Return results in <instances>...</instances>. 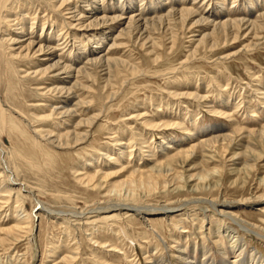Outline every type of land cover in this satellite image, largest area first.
Instances as JSON below:
<instances>
[{"label":"rangeland","instance_id":"rangeland-1","mask_svg":"<svg viewBox=\"0 0 264 264\" xmlns=\"http://www.w3.org/2000/svg\"><path fill=\"white\" fill-rule=\"evenodd\" d=\"M84 1L70 0L69 2L68 0L69 4L76 9L86 8L84 6L87 3ZM110 2L111 0H104L103 6L108 8L111 5ZM120 2H122L121 5H119ZM175 2L194 4L201 13L210 14L216 18L222 17V21L228 18V20L241 19L242 15L246 17L245 19H249L251 15V20H255L259 18L258 16L264 15V0H170V2L114 0V6L117 4L121 8L122 6L128 8L131 3L133 6L143 3L142 8L147 11L155 8L162 10ZM55 3L56 0H0V190L3 186L11 187V193L8 195L3 189L0 193V222L2 220L0 231L8 225L12 226L16 217L23 216L24 211L30 217L26 231H29L33 225L32 238L29 233L18 232L15 237L9 236L7 241L0 244V261L7 263L15 259L23 264H66L60 259L74 254L78 261L75 259L72 264H125L124 255L117 256L107 252L112 247H116L121 253L126 254L133 264L138 263L136 262L138 260L139 264H145L143 252L151 247H157L158 251L162 252L161 254L158 252L157 255L168 256L164 245L173 244L172 238H169L171 236L178 239L179 243L177 245L174 243L175 246L189 249L191 241H188L186 235L198 231L196 227L200 226L203 230L200 229L198 234L201 235V232L205 231L203 246L215 247L213 235L209 231L213 223L232 227L235 225L212 208L206 209L205 205L190 203L183 210L179 209L181 211L171 213L166 220L158 214H152L147 217V224L141 221L139 215L125 211L108 210L103 211L104 213L100 211L95 213L92 212L94 209L105 207L108 203H116L118 199V203L124 202L128 205L135 202L127 200L125 202L123 197L109 195L105 187L85 185L78 179L85 173L92 175L99 171L112 174L109 182L124 180L130 171L136 168L138 162L135 155L125 158L126 156L123 157L121 152L124 151L129 155L130 152L138 151L140 147L145 150L139 152L143 154L142 161L147 159L145 155L149 149L156 152L155 157L160 161L159 163L168 162L171 155L163 159L158 158L159 147L155 144H159L160 134H165L163 136L165 141L166 138L178 139L191 136L199 132L201 127L207 126L224 125L225 130L218 133L231 136L232 144L228 146L224 142V149H220V144L223 143L199 147L196 145L197 141L188 140L182 150L192 147L193 154L187 160L180 159L181 161L178 160L177 164L173 163L171 166L179 172L184 171L185 175L200 170L212 172L216 168L218 174L211 177L210 181H217L218 185L202 192H190L187 187L184 190L168 188L164 191L152 192L150 195H145L146 197L140 192L139 195L142 198L135 204L162 207L165 204L178 206L181 202L193 198L216 200L217 210L225 211L226 207L230 206V212L242 219L246 228L264 235V182H260V179L264 178V143L257 142L254 136L249 134L264 128V106L260 104L264 102L262 101L264 99V19L261 23L263 28L256 31L257 33H250L251 35L248 33L245 38L241 36L235 42L230 40L224 44L218 40L215 47L213 44L211 46V43L203 45L198 42L200 40L198 36L203 34L205 28L194 29L189 26L184 28L177 26L172 32L166 27L151 31V37L144 45L136 39L127 40L126 45L113 49L112 54L114 58L118 57L123 62L125 69L121 68L118 75H113L110 82L108 81L109 84L105 81L100 68L94 70L95 82L87 83L89 89L85 90L84 94L79 92L80 99L87 103V107L84 108L85 110L77 109V117L87 119L89 116L98 114L88 129L86 138L77 143V146L56 147V145H48L49 143L45 142L43 137L37 136L43 130L45 132L55 129L52 122L57 125L56 119L53 121L40 119L43 114L38 108L46 105L44 102L46 99L41 96L44 83L33 81L34 78L30 79V76L28 78V75L23 72L26 68H31V65L39 58L14 59L13 47L2 43L3 35L10 30L9 19L13 20L15 15L21 16L24 12H31L32 15L37 13V19L41 21L52 19V23L48 25L52 24L57 34L62 21L67 23L66 18L69 16L65 15V12H60L61 10L60 13L58 11L54 13L52 6ZM156 3H161V6L153 8ZM116 8L115 6L113 10H117ZM161 12L157 17L165 13V11ZM3 15H7L5 19ZM24 17L27 15L25 14ZM10 25L13 23L11 22ZM35 25L37 29L33 30L34 34H42L39 29L40 22H36ZM69 29L71 33L73 32L70 33L72 36L78 35V30L71 27ZM25 31L26 33L30 31V22H26ZM173 32L175 35L172 34ZM86 36L83 38V44L86 43V49H90L93 45L86 41ZM126 42L123 41V44ZM73 46L77 49V45L69 42L68 47L71 49ZM192 49L197 52H192ZM103 50L101 48V51ZM72 51L74 54L75 49ZM191 93L192 95L195 93V96H191ZM177 96L179 99L176 98ZM225 99L228 103L224 102L227 104L224 108H227L226 113L229 114L222 116L218 113L219 110H215L222 106ZM50 102L51 100L47 103L50 105ZM160 115H163V119ZM163 120L165 123H162ZM145 121H151L153 127L146 125ZM154 124H166V126L155 127V129ZM68 126L70 127L69 124ZM214 136L206 135L204 138L211 140ZM142 140H145L144 145L140 144ZM105 153L111 158L118 159L119 163L113 165L112 161L105 157ZM90 156L93 158L91 159ZM89 160L97 161L100 169L87 168ZM4 161L15 173V180H17L15 185L6 177L9 173L3 170ZM107 161L112 168L104 166ZM261 196H263L262 199ZM16 199H18L17 202ZM37 203L41 204L42 208L39 209ZM44 209H49L52 213L49 215ZM35 211L37 219H34L32 214ZM18 212L20 213L17 214ZM183 231L186 233L181 234L180 238H183L180 239L178 235ZM3 232H0V238L3 237ZM238 233L245 243L248 260L251 252H255L264 259V239L243 234L240 230ZM86 234H92L91 238ZM159 238L164 241V244ZM201 239L195 240L198 248L201 245ZM94 241L100 246L96 247ZM219 242L223 244L221 239ZM52 252L56 254L52 255ZM172 252L176 254L175 249ZM214 253L215 261L219 262L222 257L217 251ZM170 260L172 264L179 263V260L172 256Z\"/></svg>","mask_w":264,"mask_h":264},{"label":"bare ground","instance_id":"bare-ground-1","mask_svg":"<svg viewBox=\"0 0 264 264\" xmlns=\"http://www.w3.org/2000/svg\"><path fill=\"white\" fill-rule=\"evenodd\" d=\"M80 1H82V0H80ZM88 1H90V2H88ZM144 1L145 0H139V2H144ZM164 1L170 2V0H161V2H164ZM180 1H182V0H180ZM69 2H70V0H69ZM69 2H68V0H56L55 5L52 6V11L54 13H56V11L59 12L61 10L60 12H63V13L65 12L66 13L65 15L69 16L68 18H66V19H68L67 23H65L64 21H62V24L60 23L61 24L60 29H59L57 34H55V32H54V29L52 28V24L48 25V23H50V22L52 23V19H50V20H47V19L43 20L42 19V21H41V20H38L39 18L37 19V16H36L37 13L34 14L35 15L34 16V15L30 14L31 12L30 13L24 12L27 15V17H24L25 14L23 13V15H24L23 16L21 13V16L15 15L13 20L11 18H10L11 20L9 19L10 30L7 29L9 31H6V34L3 35V41H2L3 45L13 47L12 55H13L14 59H19V58L20 59H28V58L32 59L35 57L39 58L38 61H35L31 65L32 66L31 68H26L23 72H24V74L28 75L27 76L28 78H29V76H30V79L34 78L33 81H40V82L44 83L43 84L44 87L41 89V92H42L41 96L46 99L44 101L46 105L42 106V107L40 106L41 108L40 107L38 108V109H40V111L42 110L41 112L43 114L40 117V119H43L44 121H50V120L53 121L56 119L55 121H57V125L54 122H52L54 124L55 129L54 128L49 129V130H46L45 132L43 130L44 133L43 132L39 133V134H37V136L43 137L45 142L49 143L48 145H56V147L57 146H61V147L62 146H64V147L70 146L71 147L73 145L77 146V143L81 142L82 140H84L86 138V136L88 134V129L94 123L98 114L97 115L95 114L93 116H89L87 119H85V118L82 119L83 117L81 119H79L77 117V113H78L77 109L79 110V108H82L83 110H85L84 108L87 107V103H84L83 100L80 99L79 94H81V93H79V92L81 91L82 94H84L85 90L89 89V86L87 85V83L93 84L95 82L94 70L100 68L102 70L101 72L105 76V81L110 82V78L113 77V75H118L120 73L121 68L125 69L124 67H126V66H124L123 62L120 59H118V57L114 58L112 54L114 52L113 49L119 47L120 45H126L127 40L136 39V41H139V42L141 41L142 45H144V44H146L145 42L148 39H150L151 31L161 30L162 28L166 27L169 30H171V32H172V30L174 28H176L177 26H180L181 28L189 26V28H194V29L199 28V27L205 28V30H203V34L202 35L200 34L198 36L200 39V40L198 39L199 40L198 42L203 44V45H206L207 43H209V44L211 43V46L213 44L215 47V45H217L218 40L219 41L221 40L223 44L225 42H229L230 40L232 42H235L236 40L240 39L241 36L245 38V37H247L246 35L248 33L250 34V33L256 32L258 30H262L263 26L261 23L264 19V15L258 16L259 18L255 19V20H251V18H252L251 15L249 17L247 16L249 19H245L246 17H244L242 15L241 19L228 20L229 19L228 18V19H225L224 21H222L221 20L222 17L216 18L210 14L201 13V11L197 10L196 7H194V4L188 5V4H185L184 2L183 3L175 2L173 4L167 5V7L166 8L164 7L162 10H157L155 8V6L157 7L158 5L161 4V3H159V4L156 3L153 6V8H155V9H153V10L148 9L147 11H145L144 8H142V6L144 5L143 3L141 5H138V6H133L132 5L133 3H131V6L128 8H126L125 6H122V8H121L120 6H118L116 4L115 6L117 7L116 8L117 10H113V8H115L114 0H111V2H110L111 5L108 8L103 6L104 0H85L84 3H87V5H85L84 7H86V8L81 7L79 9L72 7V4L70 5ZM124 2H125V0H124ZM98 4H101V5H98ZM121 4H122V2H120L119 5H121ZM7 5H9V4H7ZM73 5H74V3H73ZM75 5H77V4H75ZM9 7H10V5H9ZM7 9H5V10H7ZM84 9H86L85 12H84ZM119 9H120V11H119ZM219 10H221V9H219ZM161 11L162 12L165 11V13L161 14L160 16L157 17L158 13H160ZM244 11H246V10H244ZM3 12L1 14H3ZM6 16H4V18L3 17L2 18L5 19ZM8 16L10 17V15H8ZM43 18H45V17H43ZM11 22L13 23V25H10ZM26 22H30V31L28 33H26V31H25ZM36 22H40V25H39L40 28L39 29H40V33H42V34H39V35L34 34L33 30L37 29L36 25H35ZM46 25L48 27H45ZM7 26H8V24H7ZM67 27L75 28L76 31L78 30V35L76 37L72 36L71 34L73 32L71 33L69 31L70 29ZM208 28H209V30H208ZM46 31H48V33H46ZM81 32H83V33L81 34ZM204 32H206V33H204ZM86 34H88V35L86 36ZM172 34H174V32ZM84 36H86V41H88V43H90V45L91 44L93 45L90 49H86V45H85L86 43L83 44V38H85ZM1 37H2V35H1ZM123 41L126 43L123 44ZM149 41H151V40H149ZM69 42L72 43L73 45H77L76 46L77 49L75 48V46H73L70 49L71 46L68 47ZM105 46H107V47H105ZM101 48H103L104 50L101 51ZM246 48H248V46ZM73 49H75L74 54L72 51ZM193 49H195V48H193ZM193 49H192V52L196 50V49L195 50H193ZM195 52H197V51H195ZM54 54H55V56H54ZM109 82H108V84H109ZM192 93H191V96H195V93L193 95H192ZM38 95H40V94H38ZM187 95H188V92H187ZM199 96H201V95H199ZM178 97L179 96H177L176 98L179 99ZM196 99H195V101H196ZM200 99H201V97H200ZM50 100H51V102H50L51 104L49 105V103H47V102H49ZM55 100H57V101H55ZM227 101L228 100L225 99L222 102V106L215 110V111L219 110L218 113L222 114V116H227L229 114V113H226L227 108H224V107H227V104H224V102L228 103ZM262 101H264V99ZM260 104H261V106H264V102H261ZM235 105H237V104H235ZM153 106L155 107V105H153ZM231 107H233V106H231ZM228 109H229V105H228ZM160 116L162 118L163 115H160ZM137 117H140V116H137ZM152 121H154V120H152ZM145 122H146V125H151V121H145ZM156 123H157V121H156ZM162 123H165L164 120L162 121ZM68 124L70 125V127L68 126ZM163 125L166 126V124H160V125L154 124V128L155 127L161 128ZM151 127H153V123H152ZM223 127H224V125L223 126H207L204 128L201 127L199 132H195V134L193 133L191 136H186V137H182V138L179 137L178 139L177 138L176 139L166 138V141H165V139H163V138H165V137H163L165 134H160L159 138L161 140H160L159 144H157V143L155 144L156 147L157 146L159 147L158 148V150H159L158 158L162 157L161 159H163L164 157H167V156L170 157V155H171L170 159L169 160L167 159L168 162L164 160L165 161L164 163L162 161H161L162 163H159L160 161H158L157 157H155L156 152H152L149 149L147 151V154L145 155V157H147V159L142 161L143 154L139 153V152L145 151L142 149V147H140L138 151L136 150L134 152H130L129 155H127V153H125L124 151L121 152L123 154V157L126 156L125 158H127L128 156L130 158V156L135 155L134 157L136 158V160L138 162L136 164V168L134 170L130 171L129 175L126 176L124 178V180L120 179V180H115L114 182H109V177L112 174H108V173H104V172L100 173L99 171L98 172L100 174L98 172H97L98 174L95 173L92 175L85 173V175L79 176L78 179L81 183H83L85 185H91V186H95V187L96 186L105 187L108 190L107 192L109 195H114L117 197H123L122 199L125 200V202H127V201H133L135 203L140 202V200L142 198L139 195L140 192L142 194H144V196H145V195H150L152 192L164 191L168 188H172L173 190H184V188L187 187V189L190 192H198V191L202 192L203 190H206L209 187H212V186L215 187L218 185L217 181L216 182L210 181V180H212L211 177H214L215 174H218V170L216 168L212 172L211 171L202 172L200 170L196 173L185 175L184 171L179 172L178 170H174L171 165H173V163L177 164L178 160H180V159L187 160V158H189L193 154V148L191 147L192 148L191 149L190 146H189L190 149H187L188 151L182 150L183 145L188 140L193 139V141H197L196 145H198L199 147L204 146V145L209 146L212 144L223 143V144H220V149H224L225 144H228V146L230 144H232L233 139L231 136H227V135H223V134L218 133L221 131L223 132L225 130ZM45 128H47V127H45ZM68 128H72V129H68ZM148 129H147V131H148ZM218 129H221V130L218 131ZM54 130H56V131H54ZM164 130H166V129H164ZM154 132H155V130H154ZM159 133H161V131ZM212 134L215 136L212 137L211 140L210 139L207 140L206 138H204L206 135H212ZM249 134L251 136H254V138L257 140V142H259L261 144L264 143V128L261 130H258L256 132L252 131ZM128 140H129V138H128ZM130 140H132V139H130ZM151 141H152V139H151ZM224 142H226V143L224 144ZM144 143H145V140H142L140 142V144H142V145H144ZM137 147H138V145H137ZM146 147H147V145H146ZM118 149H120V147ZM124 149H126V148L124 147ZM145 149H147V148H145ZM184 149H185V147H184ZM154 151H156V149ZM172 154H174V155H172ZM90 157H91V159L93 158L92 156H90ZM105 157L108 158L109 161H112L113 165H114V163L115 164L119 163L118 159L111 158L106 153H105ZM106 158H105V160H107ZM209 159L211 160V158H209ZM210 160H207V161H210ZM87 162H88L87 168L90 169V168L94 167L95 170L97 168H99V165L97 166V163H98L97 161L93 162V161L89 160ZM150 162H151V164H149ZM179 164H180L179 166L181 167V163H179ZM7 165L8 164H6L4 161L3 170H6L9 173L8 176H6V177H8V180L10 183L15 185V181H17V180H15V176H14L15 173H13L10 170L11 168H8ZM104 166H106V168H108V167H111L112 165L110 166V162L108 163V161H107ZM106 168H105V170H106ZM143 169H146V170L144 171ZM246 171H247V169H246ZM74 172H77V171H74ZM167 179H169V180H167ZM260 182L263 183L264 178L260 179ZM186 184H188V186H186ZM10 188L11 187H8V186L2 187L3 190L7 191V192H5V193H7V195H8V193H11ZM2 189L0 190V193H1V191H3ZM9 196L11 197L12 195H9ZM10 197H8V198H10ZM117 197H115V198H117ZM262 197L263 196H261L260 198L262 199ZM118 200L116 203H113V204H110V203L107 204L106 203L107 206L98 207V208L94 209L92 212L97 213L99 211L103 212V211H108V210L115 211V212L116 211H125L127 213H134V214L139 215V218L141 219V221L147 224V222H148L147 217L152 215V214H158L166 220V219H168V217L171 213H174L177 210L178 211L183 210V208H185L190 203H192V204L198 203L200 205L201 204L205 205L206 209H208V208L214 209V211H217L220 216H223L224 218L228 219L231 223H233L235 225V227H232V226H226V225H223L220 223H213V225L209 229V231L213 235V239H214L213 244L215 245V247H213V248L203 246V245H205V244H203L204 242H202V241H204V238H205V231L201 232L202 236L200 234H198V231L200 229L203 230V227H201V226L196 227V229L198 231H194V232H191L189 235H186L188 237V241L189 240L191 241V242L189 241L191 244L189 249H187V247L175 246L174 243L176 245H177V243H179L178 239L171 236L169 238H172L173 244L164 245V249L167 250L168 256L166 257V256H164V254L157 255L160 250L158 251L157 247H151L149 249L144 250V252H143V255H144V258L146 261L145 264H172L171 260H170L171 256L179 260L178 264H264V259H262L260 256H258L255 252H251L248 255L249 256V260H248V257L246 256V253H245L246 252V248L244 247L245 243L243 242V238L240 235V233H238V230H240L241 233H243V234H249L251 236L257 237L258 239H264V235L259 234L257 232H253V231H251V229L246 228L244 226V222L242 221V219H240L234 213L230 212V210H229L230 206H227L225 211H220V210H217L218 206H217L216 200H209V199H202V198L189 199L185 202L183 201V203L181 202L180 205H178V206H170V204L166 205L164 203L165 205L162 204L163 205L162 207L143 206V205H137L135 203L128 205V204H125L124 202H122L123 200L121 201L122 203H118ZM4 201H6V200L4 199ZM10 201H11V198H10ZM17 201H18V199H16V202ZM115 201H116V199H115ZM177 201H178V199H177ZM171 202H173V200ZM178 203H179V201H178ZM37 204H38L39 209L42 208L41 204H39V203H37ZM2 205H4V203ZM174 208H176V209H174ZM179 209H181V210H179ZM44 210L49 215L52 213V211H50L49 209H44ZM20 212H18L17 214H19ZM36 213H37L36 211H35V213H32V214H34L33 215L34 219L35 218L37 219ZM23 214H24L23 216L19 215L16 217L17 219H15L13 221L12 226L6 224L8 226L5 229L0 231L2 233L5 230V232H3V234H2L3 237L0 238V244L7 241V237H9V236L15 237V234L18 232L19 233H29V236L32 238V236H33V234H32L33 225L31 226L29 231H26V229L28 228L29 223H30V220H29L30 217L25 214V211L23 212ZM203 214H202V216H203ZM11 216H12V214H11ZM10 219L11 218H9V220ZM203 220H204V218H203ZM1 222H2V220H1ZM33 222H34V220H33ZM201 225H203V224H201ZM249 225H251V224H249ZM178 228H179V226H178ZM0 229H2V228L0 227ZM175 229H176V227H175ZM153 230H155V229H153ZM182 230H183V228H182ZM95 231L97 232L98 230H95ZM184 231L179 233V235H178L179 238H180L181 234L186 233ZM84 233H85V231H84ZM86 235L91 238L92 234H86ZM152 235H153V233H152ZM206 236H207V234H206ZM182 238H180V239H182ZM200 238H202L200 240L201 245L198 248V243L195 240L199 241ZM159 239H161V238H159ZM219 239H221L223 241V244L219 242ZM16 240H18V238ZM129 240H131V239H129ZM160 241L162 242V244H164V241L162 239ZM13 243H14V240H13ZM93 243L96 244V247L100 246L95 241ZM158 245L159 244L157 243V246ZM170 248L175 249L176 254H173V252H172L173 249L170 250ZM216 251H217L218 255H220L222 257L221 260L219 259L220 260L219 262L215 261V258H214V257H216L214 252H216ZM107 252H109V254L110 253L117 254V256L118 255H124V260L126 261L125 264H133V262L129 260V257L126 256V254L121 253L120 250H117L116 247H112L111 250H109ZM55 254H56L55 252H52V255H55ZM136 258L138 259V257H136ZM75 259H76V255L73 254V255H69V256H63L60 259V261H62L64 263L66 262V264H72V263H74ZM76 261H78V260L76 259ZM143 261H144V259H143ZM19 262L16 261L15 259H11L10 262H7V263L5 261H3V262L0 261V264H4V263L5 264H23V263H19ZM136 262H138V263H136ZM136 262H135L136 264H139V260ZM82 263H84V262H82Z\"/></svg>","mask_w":264,"mask_h":264}]
</instances>
